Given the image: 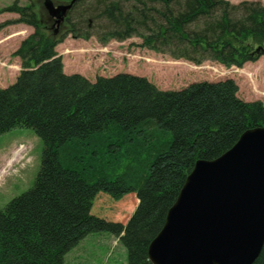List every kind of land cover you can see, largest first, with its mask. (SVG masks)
Wrapping results in <instances>:
<instances>
[{
    "label": "trees",
    "instance_id": "obj_1",
    "mask_svg": "<svg viewBox=\"0 0 264 264\" xmlns=\"http://www.w3.org/2000/svg\"><path fill=\"white\" fill-rule=\"evenodd\" d=\"M28 1L0 11L18 13L17 22L33 29L14 53L21 66L15 82L0 89V135L27 128L43 149L33 187L0 211V264H63L84 238L102 232L119 240L127 264H150L148 247L194 164L219 158L245 131L264 128V106L240 100L231 79L160 91L130 74L93 82L65 75L55 47L67 35L101 45L138 37L140 47L170 51L175 60L240 68L264 57V6L75 0L55 39ZM99 194L116 203L135 200L125 224L91 215ZM253 264H264V245Z\"/></svg>",
    "mask_w": 264,
    "mask_h": 264
},
{
    "label": "rangeland",
    "instance_id": "obj_2",
    "mask_svg": "<svg viewBox=\"0 0 264 264\" xmlns=\"http://www.w3.org/2000/svg\"><path fill=\"white\" fill-rule=\"evenodd\" d=\"M44 1L37 0L36 3L33 0L43 17H46L42 8ZM227 1L233 5L259 2L264 6V0ZM15 2L23 7L29 1L0 0V11ZM39 9L36 8L37 12ZM0 14V89H3L14 82L21 70L20 59L14 57V53L33 29L17 22L20 18L18 13ZM48 23V30L55 28L54 21ZM141 43L142 39L132 37L101 45L94 37L82 40L67 35L58 43L56 51L62 59L65 75L77 74L90 82L96 77L124 73L145 78L160 91H179L191 83L231 79L238 87L237 97L240 100L259 101L264 106V57L240 68H225L211 62L196 66L183 59H173L170 51L156 53L147 50L140 47ZM175 54L179 55L181 51L176 50ZM42 149V142L30 129L15 128L0 135V211L11 200L33 187L40 167ZM133 200L124 199L123 204L116 203L109 196L99 194L94 200L91 215L108 222L125 224L135 209ZM63 264H127V253L112 235L105 232L93 233L64 256Z\"/></svg>",
    "mask_w": 264,
    "mask_h": 264
},
{
    "label": "water",
    "instance_id": "obj_3",
    "mask_svg": "<svg viewBox=\"0 0 264 264\" xmlns=\"http://www.w3.org/2000/svg\"><path fill=\"white\" fill-rule=\"evenodd\" d=\"M74 3L44 8L59 26ZM263 245L264 129L255 128L194 164L147 256L150 264H253Z\"/></svg>",
    "mask_w": 264,
    "mask_h": 264
},
{
    "label": "flooded vegetation",
    "instance_id": "obj_4",
    "mask_svg": "<svg viewBox=\"0 0 264 264\" xmlns=\"http://www.w3.org/2000/svg\"><path fill=\"white\" fill-rule=\"evenodd\" d=\"M53 3H54V5H59V4H61L59 1H57V0H53ZM42 9V8H41ZM63 25V23L60 25V26H62Z\"/></svg>",
    "mask_w": 264,
    "mask_h": 264
}]
</instances>
